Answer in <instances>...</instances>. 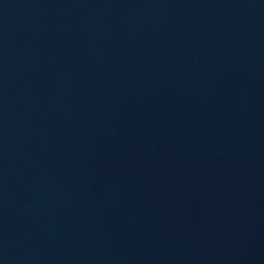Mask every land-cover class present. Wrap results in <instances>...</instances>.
I'll return each instance as SVG.
<instances>
[{"label":"water","instance_id":"1","mask_svg":"<svg viewBox=\"0 0 264 264\" xmlns=\"http://www.w3.org/2000/svg\"><path fill=\"white\" fill-rule=\"evenodd\" d=\"M0 264H264V0H0Z\"/></svg>","mask_w":264,"mask_h":264}]
</instances>
